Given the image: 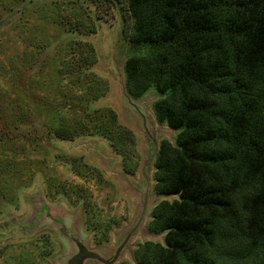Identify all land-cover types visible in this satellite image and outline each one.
<instances>
[{
    "label": "rangeland",
    "instance_id": "obj_1",
    "mask_svg": "<svg viewBox=\"0 0 264 264\" xmlns=\"http://www.w3.org/2000/svg\"><path fill=\"white\" fill-rule=\"evenodd\" d=\"M127 0H0V264H140L178 129L126 92ZM218 252L214 264L233 261Z\"/></svg>",
    "mask_w": 264,
    "mask_h": 264
},
{
    "label": "trees",
    "instance_id": "obj_2",
    "mask_svg": "<svg viewBox=\"0 0 264 264\" xmlns=\"http://www.w3.org/2000/svg\"><path fill=\"white\" fill-rule=\"evenodd\" d=\"M126 92L153 87L160 122L178 129L155 159V191L140 264H264V0H127ZM225 254V255H224Z\"/></svg>",
    "mask_w": 264,
    "mask_h": 264
},
{
    "label": "water",
    "instance_id": "obj_3",
    "mask_svg": "<svg viewBox=\"0 0 264 264\" xmlns=\"http://www.w3.org/2000/svg\"><path fill=\"white\" fill-rule=\"evenodd\" d=\"M83 254H86V252H85V251H82V252L76 254L75 256H73V257L70 259L69 264H76V259H77L78 257H80L81 255H83Z\"/></svg>",
    "mask_w": 264,
    "mask_h": 264
}]
</instances>
